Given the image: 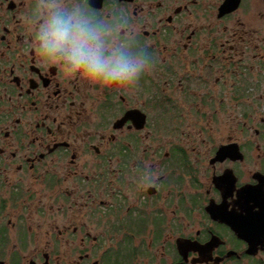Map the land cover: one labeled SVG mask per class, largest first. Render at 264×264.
<instances>
[{
    "label": "flooded vegetation",
    "instance_id": "flooded-vegetation-1",
    "mask_svg": "<svg viewBox=\"0 0 264 264\" xmlns=\"http://www.w3.org/2000/svg\"><path fill=\"white\" fill-rule=\"evenodd\" d=\"M77 11L138 81L40 55ZM0 264H264V0H0Z\"/></svg>",
    "mask_w": 264,
    "mask_h": 264
},
{
    "label": "clouds",
    "instance_id": "clouds-1",
    "mask_svg": "<svg viewBox=\"0 0 264 264\" xmlns=\"http://www.w3.org/2000/svg\"><path fill=\"white\" fill-rule=\"evenodd\" d=\"M102 30L79 11L68 15L54 12L39 30L38 51L46 59L63 60L73 70H83L89 78L106 85L134 84L149 68L151 59L134 57L120 49L105 56ZM155 179L150 170L145 171L146 183L152 184Z\"/></svg>",
    "mask_w": 264,
    "mask_h": 264
}]
</instances>
